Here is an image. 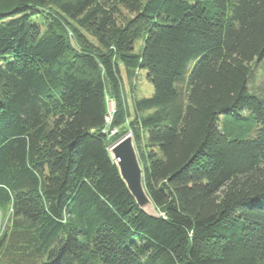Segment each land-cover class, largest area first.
<instances>
[{
  "label": "trees",
  "instance_id": "obj_1",
  "mask_svg": "<svg viewBox=\"0 0 264 264\" xmlns=\"http://www.w3.org/2000/svg\"><path fill=\"white\" fill-rule=\"evenodd\" d=\"M112 1L0 8V264H264V0H128L125 26ZM121 67L152 86L133 114ZM127 130L156 215L108 149Z\"/></svg>",
  "mask_w": 264,
  "mask_h": 264
},
{
  "label": "rangeland",
  "instance_id": "obj_2",
  "mask_svg": "<svg viewBox=\"0 0 264 264\" xmlns=\"http://www.w3.org/2000/svg\"><path fill=\"white\" fill-rule=\"evenodd\" d=\"M128 0H113L110 4V11H111V15L114 19V21L116 22V24L120 25V26H125L127 24L128 21L132 20V18L134 17V12H132L127 4ZM11 0H0V8H4L8 3H10ZM46 10H51L52 12H55V8L50 5V4H46ZM41 17H34L35 22L39 23L40 25V29L43 30L45 28L46 22L44 21V19H40ZM66 20L68 22V24L76 26V19H72L69 17H66ZM94 29L92 28V26H88V27H83L80 28V32H81V36L79 37V40H81V42L86 45L87 47H91L94 46L98 49H103V47L101 45L98 44L97 40H96V34L95 31H93ZM75 43V41H74ZM141 43V41L139 40L138 42H136L135 44V48L137 49V47L139 46V44ZM262 63H264V61H262ZM263 64L257 62L254 66H253V77L250 79V84L251 85H255V86H262V81H261V72H262V66ZM121 74H122V81H123V85H124V92H125V97H126V101L128 104V109L130 114H133L132 109H131V105H132V97H143V96H149L152 94V86L148 83V81L145 78V74L143 71H137L135 77H133L132 80H129L125 74V70L121 67ZM4 88L2 85H0V92H3ZM113 101H108V106H109V112L111 113V107H110V103ZM114 103V102H113ZM109 123H110V117L108 119L107 117V121H106V125L104 126V130L109 129ZM130 131V130H127ZM123 133V132H121ZM142 136V140L140 143H138V149L141 150V152H145L146 155V151L148 149H146V143H145V138L143 140V137L146 136L145 132L143 134H141ZM141 164H143V159L141 157ZM5 220L6 217H4V215L0 214V233L3 229V227L5 226Z\"/></svg>",
  "mask_w": 264,
  "mask_h": 264
},
{
  "label": "water",
  "instance_id": "obj_3",
  "mask_svg": "<svg viewBox=\"0 0 264 264\" xmlns=\"http://www.w3.org/2000/svg\"><path fill=\"white\" fill-rule=\"evenodd\" d=\"M110 107L111 110H113V102L110 103ZM113 132H115V130H113ZM108 149L113 160L116 162L122 180L126 184L127 189L138 207L143 212L156 215L157 211L144 188L142 167L138 159L131 132L127 131L114 140L108 146Z\"/></svg>",
  "mask_w": 264,
  "mask_h": 264
},
{
  "label": "bare ground",
  "instance_id": "obj_4",
  "mask_svg": "<svg viewBox=\"0 0 264 264\" xmlns=\"http://www.w3.org/2000/svg\"><path fill=\"white\" fill-rule=\"evenodd\" d=\"M108 119H109V117H108Z\"/></svg>",
  "mask_w": 264,
  "mask_h": 264
}]
</instances>
